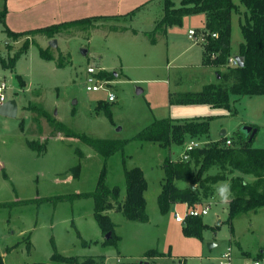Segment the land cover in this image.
<instances>
[{
	"label": "rangeland",
	"instance_id": "rangeland-1",
	"mask_svg": "<svg viewBox=\"0 0 264 264\" xmlns=\"http://www.w3.org/2000/svg\"><path fill=\"white\" fill-rule=\"evenodd\" d=\"M120 2L121 13L130 15L103 20L100 29L57 35L58 48L50 47L51 40L45 36H30L29 40L38 46L31 45L17 63L16 73L3 69L0 63V87H7L3 94L7 101L16 100L19 106L17 118L0 115V256L5 264L51 263L55 245L66 257L99 260L105 256V264H184L185 260L187 264H225L223 257L227 253H231L235 264V258L245 257V252L250 256L244 262L251 264L264 251V208L238 216L232 225L228 223L223 208H229L230 196L221 200L216 189L230 184L234 174L212 184L210 197L202 194L200 206L212 202L209 214L203 217L211 227L204 232V240L186 237L183 223L176 221L175 214L185 216L188 207L177 204L163 215L158 205L165 160H181L184 148L165 149L157 143L136 139L155 120L215 117L210 141L220 140L223 131L232 140L244 133L246 126L256 125L259 132L253 147L264 149V96L232 95L231 111L210 105H175L170 109L168 87L176 95L202 91L220 82L217 69L203 65L206 15L188 16L181 27H173L172 36L178 39L179 48L168 52L175 46L168 44L169 50L164 43L154 47L151 37L145 35L152 33L163 18L164 0H0V9L7 4L10 11L6 24L17 33L85 16H103L108 11L116 14L120 10L110 6ZM235 2L242 12L246 11L239 0ZM240 19L238 13L233 14L235 54L244 42ZM112 26L131 30L111 31ZM133 30L140 32L138 37ZM190 30L196 32L198 40L189 39ZM26 40L27 37L19 41L8 38L0 21V56L9 60ZM39 48L47 50L57 61L43 59ZM91 66L108 74L117 73L111 81V91L117 97L111 118L96 112L98 102L107 100L108 93L87 90V70ZM17 75H21L25 86H21ZM155 75L164 77L163 84L149 83V78L158 77ZM139 88L145 92L138 94ZM34 106L43 107L67 130L57 131ZM68 133L128 143L106 159L81 139L68 137ZM204 138L197 139L203 146L207 143ZM29 142H39L42 151H33ZM105 166L106 184L109 188H121V203L127 194L126 169L141 168L149 185L145 193L149 222L129 221L116 209L106 212L121 239L117 246L103 245L112 234L108 238L96 219L95 199L77 197L96 190ZM221 172L215 166L206 175ZM209 244L216 246L210 248ZM150 250L165 256L146 257Z\"/></svg>",
	"mask_w": 264,
	"mask_h": 264
},
{
	"label": "trees",
	"instance_id": "trees-1",
	"mask_svg": "<svg viewBox=\"0 0 264 264\" xmlns=\"http://www.w3.org/2000/svg\"><path fill=\"white\" fill-rule=\"evenodd\" d=\"M246 8L241 11V6L235 0H164V16L157 23L155 30L147 35L151 37L152 44L156 43L158 34L167 32L169 27L182 26L184 19L191 15H206V31L204 39V60L205 66L217 69L219 83L208 85L204 90L197 92L179 93L171 95L172 105H210L214 108L232 110L231 96H264V0H239ZM9 13L7 4L0 9V21L8 38L19 41L27 37L23 47L9 60L0 56V63L3 69H10L17 72V63L26 55L31 45L36 42L29 40L30 36L42 35L53 40L57 35L70 34L73 30H90L97 27L101 17L83 18L59 24H53L44 28L26 31L13 32L6 24V17ZM234 13L241 16L240 26L244 42L240 44L239 52L235 54L232 46V17ZM120 30L118 27H111V31ZM126 29L123 28L121 31ZM217 37H214V35ZM38 46V45H37ZM40 49V55L47 61H57L47 53V50ZM239 55L244 58V66H230L229 60ZM63 67L62 63H58ZM115 74L100 72L99 78L112 81ZM21 86H25L21 75H17ZM114 103L107 100H100L96 107L97 114L104 113L111 118ZM35 110L48 118L54 128L63 132L67 127L48 114L43 107L34 106ZM215 117L198 118L195 120L175 121L167 118L155 120L149 127L144 129L136 139L143 142H153L165 149L172 146L184 147L187 141L207 137L210 133L211 122ZM254 128H259L252 125ZM68 137L81 139L85 144L92 147L96 152L106 159L120 152L128 141L117 139L94 138L86 134L68 133ZM250 136L244 133L232 137V145L228 146V137H222L219 141L208 142L202 148L195 149L191 153L188 162L172 160L168 158L164 164L165 176L162 183V192L158 197V205L161 213L167 215L176 204H186L189 208L197 207L202 203L203 196L210 197V186L217 182L228 179L231 174L239 173L230 179L231 197L229 204L228 223L240 215L250 212L257 213L264 208V149L254 148ZM30 148L35 152H41L39 142H29ZM82 155V154H81ZM219 167L221 174L206 175L213 167ZM78 172V171H77ZM107 167L105 166L97 188L92 193L78 194L77 197H92L96 201V219L106 235L112 234L111 239L106 240L103 245L117 246L121 240L115 231V224L106 212L118 210L123 213L126 219L134 222L147 223V200L145 193L148 190V182L144 171L135 167L126 169L125 178L127 185L126 199L120 202L121 188H109L106 184ZM246 177H252L248 181ZM246 181V182H245ZM178 182L187 184L181 188ZM191 186L198 187L193 190ZM204 190V193H201ZM3 205V204H1ZM211 227L204 222L203 217H187L183 224V234L189 238L204 240V232ZM79 236H81L79 234ZM29 246L31 242H28ZM98 242H96L97 244ZM88 246V243H84ZM54 255L51 263L43 264H105L106 257L96 258L66 257L58 252L54 245ZM146 257L159 258L165 254L158 250H150ZM250 256V255H249ZM264 253L258 254L254 261H263ZM0 264H5L3 256H0Z\"/></svg>",
	"mask_w": 264,
	"mask_h": 264
},
{
	"label": "built area",
	"instance_id": "built-area-1",
	"mask_svg": "<svg viewBox=\"0 0 264 264\" xmlns=\"http://www.w3.org/2000/svg\"><path fill=\"white\" fill-rule=\"evenodd\" d=\"M214 37H217V35L215 34ZM189 38L191 40H198L197 39V36H196V32L191 30L189 32ZM229 64L230 66H233V67H237L239 66L238 64V61L236 59V57H232L230 60H229ZM103 70H99L95 67H89L87 72H88V75H87V90L89 92H102V91H105L108 93V99L107 101L110 102V103H114L117 101V97L115 95L114 92L111 91V87H112V82L111 81H108V80H104V79H101L99 78V74L100 72H102ZM6 85L3 84L1 87H0V105H2L3 103L6 102V98L3 94V91L4 89H6ZM227 145L228 146H231L232 145V140L229 138L228 141H227ZM203 145L202 143H200L198 140L194 139V140H191L189 141L186 145H185V150L181 156V160L184 161V162H188L190 159H191V153L192 151H194L195 149H198V148H202ZM209 210H210V207L206 206V207H202L200 205H198L197 207H193V208H189L188 207V210L186 211V214L185 216H183L181 213L179 212H176L175 214V219L178 223H185L186 221V218L187 217H204L206 215L209 214ZM225 260H226V263L225 264H232V258H231V253H227L226 255H224L223 257ZM251 264H264L263 261H253Z\"/></svg>",
	"mask_w": 264,
	"mask_h": 264
},
{
	"label": "crops",
	"instance_id": "crops-1",
	"mask_svg": "<svg viewBox=\"0 0 264 264\" xmlns=\"http://www.w3.org/2000/svg\"><path fill=\"white\" fill-rule=\"evenodd\" d=\"M57 1H62V0H57ZM111 8L110 9H114V7H116L117 8V10H120V11H117V13L115 14H110V11H108V13L106 14V15H103V16H92V17H101V18H108V19H101V20H99L98 21V23H97V27L96 28H93L92 30H96V29H100L101 28V26H102V24H104L102 21L104 20H110V19H112V20H114V19H118V18H120V17H124V16H126V15H130L131 13H127V14H122L121 13V7H122V3L120 2V3H118V4H116V5H114L113 4V7L112 6H110ZM9 9V8H8ZM10 11V10H9ZM115 12V11H114ZM83 18H91V16H85V17H82V18H77L76 20H80V19H83ZM70 20H68V21H62V22H60V23H63V22H69ZM71 21H73V20H71ZM56 24H59V23H56ZM49 26H51V25H49ZM47 27V26H46ZM113 27V26H112ZM104 28V27H103ZM173 27H169L168 29H167V32L166 33H163V34H159L158 36H157V38H156V43L155 44H153V46L154 47H159L162 43H164L165 44V47H166V45H167V48H168V50H169V46L171 47V44L172 45H174L175 46V48L174 49H170L168 52H170L171 50H173V51H177V49L179 48V45H178V39H175L174 40V35L172 36V29ZM120 29V28H119ZM124 29H126V30H124V31H122V32H127V31H130L131 29L129 28V27H125ZM111 30V29H110ZM119 31H121V29L119 30ZM191 31V30H190ZM189 31V32H190ZM133 32H134V34H135V36H137L138 37V35L140 34V32L139 31H137V30H133ZM147 34L148 33H145V35L147 36ZM62 35V34H61ZM176 35V34H175ZM188 37H189V35H188ZM56 39V38H55ZM165 39H167V42L165 43L164 42V40ZM190 39V38H189ZM57 40V39H56ZM191 40V39H190ZM58 41V40H57ZM8 43V41L6 42V44ZM5 44V45H6ZM58 44H59V42H58ZM168 44H169V46H168ZM176 46L178 47V48H176ZM167 55V54H166ZM236 56H239V55H236ZM235 56V57H236ZM4 58V57H3ZM167 59H168V57H167ZM169 64H171V63H169ZM204 65V64H203ZM206 67H208V68H211L210 66H206ZM115 76H117V73L115 74ZM155 76H158V77H152L153 79H150L149 78V83H157V82H160L161 84H163L161 81H164L163 80V78L164 77H159V75H155ZM161 78H162V80H161ZM219 78V77H218ZM3 85V84H2ZM210 85H214V84H210ZM140 90H141V93L140 94H143L145 91L144 90H142L141 88H139ZM173 89L171 90V88H169L168 87V103H169V105H170V109H173V108H175L176 106L175 105H172L171 104V102H170V98H171V94H173ZM6 102H7V100H6ZM18 109H19V106H18ZM18 114H19V110H18ZM8 118V117H7ZM170 119H173V120H175V121H180V122H182V121H186V120H192V119H181V118H171V117H169ZM165 119H167V118H165ZM258 132H259V128H258ZM222 135V134H221ZM227 136V135H226ZM226 136H222V137H226ZM210 139V137H209V135L207 136V138L205 137L204 138V140L205 141H207V143L208 142H213V141H210L209 139ZM230 139H231V137H229ZM228 138V139H229ZM189 140H191V139H189ZM217 141H219V140H217ZM215 142V141H214ZM184 148V147H183ZM184 150H185V148H184ZM166 161V160H165ZM236 175H239V173H236L234 176H236ZM246 179L248 180V181H252L253 180V178L252 177H246ZM183 183V182H182ZM185 185V183L183 184V185H179V187H181V188H185L186 186H184ZM195 190V189H194ZM214 198V197H213ZM213 198H212V200H213ZM230 202H231V200H232V197H231V195H230ZM228 200V201H229ZM212 202L210 201L209 203H207V204H204V205H201L202 207H206V206H209L210 207V204H211ZM216 204V206L219 208L220 207V205H219V202L217 203H215ZM177 205V204H176ZM185 206H187L186 204H184ZM188 207V206H187ZM223 211L225 212V213H227L228 214V212H229V208H227V206L225 207V208H223ZM216 245H214V247H215ZM225 252V251H224ZM261 253H264V251L263 252H261ZM245 257H242V256H238L237 258H235V260H234V262H235V264H240V263H242V262H244V259L245 258H247L248 256H249V253L248 252H245V255H244ZM157 259V258H156ZM105 263H106V261H105ZM184 264H187V260H185V262H184ZM243 264H247V263H243Z\"/></svg>",
	"mask_w": 264,
	"mask_h": 264
},
{
	"label": "water",
	"instance_id": "water-1",
	"mask_svg": "<svg viewBox=\"0 0 264 264\" xmlns=\"http://www.w3.org/2000/svg\"><path fill=\"white\" fill-rule=\"evenodd\" d=\"M50 47L52 48H58V41L56 39H53L50 41ZM86 53V52H84ZM236 59L238 61V65L240 67H243L244 66V58L241 57V56H236ZM141 93V90L138 89V94ZM18 103L16 100H10V101H7L5 103H3L2 105H0V115L1 116H4V117H8V118H17L18 116ZM244 133L246 134V136H250V141H252L255 136L257 135L258 133V128H254L253 126H246L244 128ZM227 135V132L226 131H223L222 132V136H226ZM191 188L194 190L195 187L194 186H191ZM108 238L111 237V233H108L107 234ZM210 248L214 247V244H209Z\"/></svg>",
	"mask_w": 264,
	"mask_h": 264
},
{
	"label": "clouds",
	"instance_id": "clouds-1",
	"mask_svg": "<svg viewBox=\"0 0 264 264\" xmlns=\"http://www.w3.org/2000/svg\"><path fill=\"white\" fill-rule=\"evenodd\" d=\"M216 191L221 200H227L231 194V186L227 183L221 184L217 187Z\"/></svg>",
	"mask_w": 264,
	"mask_h": 264
}]
</instances>
